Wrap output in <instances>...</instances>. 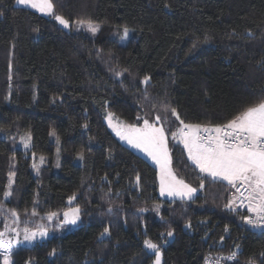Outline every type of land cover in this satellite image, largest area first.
Returning <instances> with one entry per match:
<instances>
[{
    "label": "trees",
    "instance_id": "obj_1",
    "mask_svg": "<svg viewBox=\"0 0 264 264\" xmlns=\"http://www.w3.org/2000/svg\"><path fill=\"white\" fill-rule=\"evenodd\" d=\"M15 1L0 0V230L10 210L29 227L70 207L81 215L64 235L13 249L11 264H153L146 239L163 264L233 251L227 264H264V232L244 223L245 209L225 207L236 189L199 171L173 139L180 121L162 110L212 126L264 97V0H53L70 22L98 25L95 35ZM125 27L133 32L122 43ZM108 111L136 125L162 116L172 168L197 188L192 200L159 196L157 168L118 140ZM24 133L29 150L19 147ZM32 154L45 159L37 170Z\"/></svg>",
    "mask_w": 264,
    "mask_h": 264
},
{
    "label": "snow or ice",
    "instance_id": "obj_2",
    "mask_svg": "<svg viewBox=\"0 0 264 264\" xmlns=\"http://www.w3.org/2000/svg\"><path fill=\"white\" fill-rule=\"evenodd\" d=\"M16 3L52 16L64 28L70 27L69 19L56 13L53 0H16ZM76 24L79 27L86 26L87 30L93 35L99 31V26L91 21L86 22L81 19L77 20ZM129 31L127 27L124 28V38L128 37ZM115 75L120 76L122 73L116 72ZM150 79L146 76L143 83L147 84ZM145 96L147 97V93H145ZM162 110L165 114L170 113L171 116L180 121V127L177 132L172 133V136L173 139L179 137V143L183 144L184 149L187 151L188 159L195 164L201 173L210 176L214 181H225L232 188H235L239 194L235 199L240 200V206H244L247 202L248 212L255 214V218L242 216L241 219L253 228H264V97L243 106L226 122L212 126L185 123L180 119L176 108L168 105H163ZM113 115V113H108L105 117L109 121L110 127L113 126ZM137 119L139 120L141 117H137ZM163 121L167 122V115L163 117ZM158 124L160 126H157ZM114 130L122 140L144 152L157 164L161 195L167 193L168 196L179 197L182 200L193 199L197 188L178 178L171 168L168 136L160 114H157L155 120L152 121L144 118L142 126L127 124ZM52 135H55V133L53 132ZM28 139L30 140V136ZM57 143H59L58 137ZM27 146L28 142L25 141V147ZM80 158L83 159V154ZM40 161L43 163V156L40 157ZM33 168L38 169V166L34 163ZM14 175V172L9 173V190L4 192L5 197H10L13 194L11 188ZM139 181L140 177L137 174V185H139ZM203 187L204 183L201 179L200 188ZM241 188L243 191H241ZM75 199V195L70 196L68 198L69 203L71 204ZM234 203L235 200L229 201L225 207L231 208ZM158 208L159 206H157V210ZM10 211L13 223L17 224L19 215L15 210ZM108 211L111 213L112 209L109 208ZM141 211H144V209H141ZM32 214L36 215L35 210ZM57 215L56 212H49L47 218L52 220ZM80 215L81 209L79 206L70 207L63 212L61 223L75 225L80 219ZM227 230L225 228V231ZM107 234H109V228L105 227L100 235L103 237ZM167 234L168 236L173 235L171 231ZM20 235L21 233L17 228H9L7 224L5 230L0 231V255L3 256L4 264H10L14 244L19 245L25 242L31 244L38 236L41 238L47 237L48 230L43 225L34 231L25 227L23 240L19 239ZM144 245L155 254V264H161L159 245L147 239L144 240ZM236 247L239 248V245H236ZM49 255H55V249ZM225 259L236 260L237 252L233 251L227 257L217 258L216 264H220V260ZM248 264H255V261L249 259Z\"/></svg>",
    "mask_w": 264,
    "mask_h": 264
},
{
    "label": "rangeland",
    "instance_id": "obj_3",
    "mask_svg": "<svg viewBox=\"0 0 264 264\" xmlns=\"http://www.w3.org/2000/svg\"><path fill=\"white\" fill-rule=\"evenodd\" d=\"M15 4L17 5V6H21V7H27V8H30V9H32V10H35V11H37L38 13H40L41 15H44V16H48V15H45V14H43V13H41V12H39L38 10H36V9H34V8H31V7H28V6H24V5H19V4H17L16 3V1H15ZM59 24V23H58ZM60 25V24H59ZM60 26H62V25H60ZM63 27V26H62ZM64 28V27H63ZM84 27H79L77 24H76V22L75 23H73V22H70V27L69 28H64V29H66V30H80V29H83ZM86 28V27H85ZM130 31H129V35H128V37L127 38H124V36H123V38H122V43H126L127 42V40H128V38H129V36H130V34L133 32V30L132 29H129ZM108 113H112V112H107L106 114H105V117L108 115ZM114 114V113H113ZM105 122L107 123V125H108V127L110 128V130L113 132V134L118 138V140H120L124 145H126V146H128L130 149H132L133 151H135L136 153H138L139 155H141V156H143L145 159H147L151 164H153L156 168H157V170H158V184H159V189H158V194H159V196L162 198V199H167V200H174V199H180L179 197H172V196H168L167 195V193H165L164 195H161V193H160V181H159V168H158V166H157V164L150 158V157H148L144 152H142L141 150H139V149H137V148H134V147H132L130 144H128L125 140H122L121 138H120V136H118L117 134H116V131L114 130L115 128H120V127H123L124 125H127L128 123H126V122H124L123 120H121L119 117H117L115 114L113 115V118H112V127H110L109 126V121L105 118ZM137 126H142V125H137ZM158 126H160V125H158ZM180 127V125L178 126V128ZM178 128H177V130H178ZM167 132V131H166ZM177 132V131H176ZM30 136V140L28 139V137ZM176 142H178L179 143V137H177L176 139H174ZM25 141H27L28 142V146L27 147H25ZM20 143H19V147H21L22 149H24V150H29V149H31V146H32V137H31V134L30 133H24L23 134V136H22V138L20 139V141H19ZM168 147H169V145H168ZM169 150H170V148H169ZM58 153H59V150H58ZM169 154H170V157H171V150H170V152H169ZM80 156H81V154L79 155V157H78V159L76 160L77 162H79L80 160H81V158H80ZM32 157H33V160H34V163L39 167V166H41L43 163H44V161H45V159H44V161H43V163H41V161H40V157H41V155H36V154H32ZM171 168H172V164H171ZM35 170H37V168H34ZM172 170H173V168H172ZM173 172H174V170H173ZM175 173V172H174ZM178 177V176H177ZM179 178V177H178ZM12 181L14 182V178H12ZM13 184V183H12ZM194 187V186H193ZM8 190H9V188H8ZM196 194H197V192L194 194V197L196 196ZM238 196V195H237ZM193 197V198H194ZM6 198H8V197H6ZM180 200H182V199H180ZM183 200H187V199H183ZM232 200H235V203L234 204H232V208H235L236 206H240V204L238 203V199H232ZM157 206H159V208L161 207V205L160 204H157L156 205V209H157ZM241 207V206H240ZM158 208V209H159ZM61 219L59 218V217H54L52 220H49L48 218H47V215L45 216V220L43 221V222H40V224H38V225H35V226H32V227H29V226H19V225H16V224H14V223H12V224H9L8 225V227L9 228H17V230L21 233V235H20V237H19V239L20 240H23V230H24V228L25 227H27V228H29V229H31V230H36L39 226H41V225H43L45 228H47V230H48V235H47V237H43V238H41V237H37L36 238V240L33 242V243H31V244H29V243H27V242H25V243H22V244H19V245H17V244H14L13 245V249H15V248H17V247H19V246H31V245H34V244H36L37 242H40V241H43V240H46V239H48V238H51V237H53V236H61V235H64L66 232H68V231H70V230H72V229H74L76 226H78L77 224H75V225H73V224H65V223H61ZM5 230V229H4ZM3 230V231H4ZM1 231V230H0ZM150 253H152L153 255H154V261H153V264H155V254L151 251V250H149V249H147ZM2 262H3V264H4V260L2 259ZM10 264H11V258H10ZM161 264H163V257H162V252H161Z\"/></svg>",
    "mask_w": 264,
    "mask_h": 264
},
{
    "label": "built area",
    "instance_id": "obj_4",
    "mask_svg": "<svg viewBox=\"0 0 264 264\" xmlns=\"http://www.w3.org/2000/svg\"><path fill=\"white\" fill-rule=\"evenodd\" d=\"M241 191H243L242 188H241ZM237 195H239V194L237 193ZM238 203L240 204V200H238ZM246 205H247V202H245V205L241 206V208H243V209H245L247 211V216H252L253 218H255V214L254 213H249L248 212ZM227 256H229V255L221 254L219 256H209V257H207V264H216L217 258H219V257H227ZM229 261H232V260H226V259L225 260H220V264H227V262H229ZM204 264H206V259H205Z\"/></svg>",
    "mask_w": 264,
    "mask_h": 264
},
{
    "label": "water",
    "instance_id": "obj_5",
    "mask_svg": "<svg viewBox=\"0 0 264 264\" xmlns=\"http://www.w3.org/2000/svg\"><path fill=\"white\" fill-rule=\"evenodd\" d=\"M258 231L264 232V228H258Z\"/></svg>",
    "mask_w": 264,
    "mask_h": 264
},
{
    "label": "crops",
    "instance_id": "obj_6",
    "mask_svg": "<svg viewBox=\"0 0 264 264\" xmlns=\"http://www.w3.org/2000/svg\"><path fill=\"white\" fill-rule=\"evenodd\" d=\"M2 264H3V262H2Z\"/></svg>",
    "mask_w": 264,
    "mask_h": 264
}]
</instances>
